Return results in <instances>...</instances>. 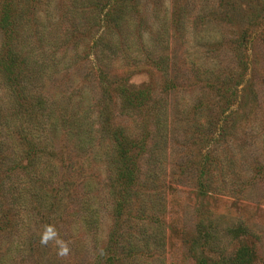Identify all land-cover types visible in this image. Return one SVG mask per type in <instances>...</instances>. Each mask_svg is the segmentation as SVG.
<instances>
[{
    "label": "rangeland",
    "instance_id": "374dc122",
    "mask_svg": "<svg viewBox=\"0 0 264 264\" xmlns=\"http://www.w3.org/2000/svg\"><path fill=\"white\" fill-rule=\"evenodd\" d=\"M83 9L90 0L40 1L45 112L27 106L30 122L15 119L0 76V264H199L242 245L264 264V0H139L145 45L133 34L113 56L95 44L100 26L65 42ZM4 41L0 28V50ZM122 79L151 90L145 109L122 107L113 83L103 95ZM231 111L237 122L219 139ZM112 124L138 162L120 184ZM24 135L43 147L28 169ZM118 185L134 191L125 210Z\"/></svg>",
    "mask_w": 264,
    "mask_h": 264
},
{
    "label": "trees",
    "instance_id": "16d2710c",
    "mask_svg": "<svg viewBox=\"0 0 264 264\" xmlns=\"http://www.w3.org/2000/svg\"><path fill=\"white\" fill-rule=\"evenodd\" d=\"M40 1L41 0H2L0 3V28L5 33V41L0 50V76L5 80L6 85L13 94L11 114L15 119L24 123H26L25 121L30 122L29 117L26 116L27 113H30V108H37L45 112L50 102V99H48L45 93L46 87L43 81L47 74V65L45 66L43 63V56L46 55V51L43 46L44 41H42L40 35L37 37L40 26L43 27V24L40 23L38 14ZM90 5L92 11L90 10L88 14L94 15H92V17L90 15L85 17L84 9L76 13L78 18L70 22L71 24L75 23L76 26H72V28L67 30L70 32L67 34L66 43L68 41L72 42L69 40L72 39L74 43L77 42V46L79 45L78 40L81 39L80 36L83 33L89 32L92 35L96 32V26H100L97 32L101 31V36L100 38H96L95 44L102 49V52H107V54L111 56L119 53L122 54L125 48L130 47L127 42L133 34L138 38L137 40H140L142 46L140 48L144 47L145 44L142 40L144 37L145 22L143 16L141 17L139 13V0H90ZM136 14L139 16V21L134 23V28H131L133 17L138 20ZM78 19L80 20L78 21ZM183 21L184 15L180 13L172 19V24L174 27H177L179 24H182ZM80 22H84V28L78 31L77 25L81 28ZM33 36H35L34 39L32 38ZM103 36L105 40H102ZM57 47L60 46L58 45ZM145 55L152 60L151 63L160 69L166 68L168 65L166 59L161 55L158 57L150 54ZM57 61L61 62L60 59ZM39 65H41V67H39ZM220 78L221 77L218 76L216 78L208 77L207 79L209 81L214 79L218 81ZM103 80L105 82V77ZM222 80L224 83L226 82L225 79ZM213 82L214 81H212V83ZM112 83L114 84L116 92L122 99V107L130 108L134 112H138L148 106V101L152 93L148 87H137L134 84H129L124 79L120 80V82L107 80L105 83L107 88L103 87V95L106 96V93L108 94V87H110ZM249 94V97L254 99L255 93L252 89H250ZM235 97V93H232L229 97H226V94L224 95L223 99H227L225 101L227 104H225L224 113L227 110H231L233 107L232 105H235ZM27 106H29V110ZM237 113L236 111H231L229 115L222 119V123L219 126V135H217L219 139L230 135L228 130L234 128L237 122V119L232 120V116ZM108 120V118H105L104 123L108 122ZM19 121H16V123ZM103 128L108 132L113 143L114 154L112 161L118 164V184L121 183V178L134 180L136 175L133 166L138 162L133 155L136 151L133 149V144L128 145L123 132L117 129L113 124L108 126L104 125ZM21 140L23 147L21 157L23 156V161L25 162L23 165L27 169L32 168L31 166L36 163L37 159L41 156L43 147L40 146V148H38L39 145L36 144L37 141L29 139L26 135L21 136ZM0 157L4 158V154L1 151ZM226 163H232V160L229 159ZM200 187L201 189L210 188L208 184L203 183H201ZM128 189L127 186H120L118 188L120 193L124 192L127 196V200L122 198L124 202L119 204L123 210L126 209L128 196L131 192H134L132 189L129 191ZM119 216L124 217L125 215L120 214ZM255 256L256 253L253 246L242 245L231 259H221L218 262L199 260V264H254Z\"/></svg>",
    "mask_w": 264,
    "mask_h": 264
}]
</instances>
